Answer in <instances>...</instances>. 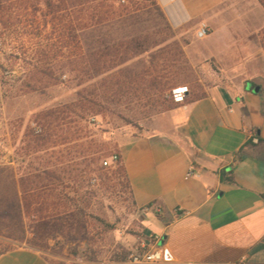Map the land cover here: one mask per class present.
I'll use <instances>...</instances> for the list:
<instances>
[{
  "label": "rangeland",
  "instance_id": "obj_1",
  "mask_svg": "<svg viewBox=\"0 0 264 264\" xmlns=\"http://www.w3.org/2000/svg\"><path fill=\"white\" fill-rule=\"evenodd\" d=\"M136 2L129 25L123 20L117 22L112 35L120 40L149 33L162 41L151 52L162 50L160 64L165 62L164 57L174 59L162 73H168L165 82H179L166 97H172L179 86H187L194 93H207L216 86L237 90L246 80L264 76V8L258 0H225L217 26L209 24L211 31L204 39L195 35L199 23L175 29L177 34L173 36L150 1ZM8 5L13 8L10 46L0 49V65L5 67H0V251L29 245L45 253L51 264H126L133 253L150 246L152 236L148 244L143 211L133 202L130 185L111 157L120 153L126 141L148 132L170 110L160 112L156 94L145 88L119 91L117 86L111 87L110 72L82 85L65 74L64 83L28 91V69L34 64L55 65L51 59L57 51L49 52L48 48V53L34 56L32 41H37L39 49L55 44L64 35L65 23L56 24L52 15H45L43 0H11ZM37 7L42 10L33 14ZM109 31L105 24L103 33L109 35ZM19 40H24L26 51H30L21 60L15 58L11 48ZM176 42L183 45L191 71L184 70L182 60L174 57ZM149 55L133 63L140 66ZM119 71L116 69V73ZM81 90L88 98L100 101L98 111L93 114L70 109L63 113L48 150L27 156L24 146L31 130L41 132L38 114L74 102ZM30 163L68 168L63 175L65 181L53 194L62 196L54 199L57 205L51 210L61 224L54 220L45 229L39 220L21 214L17 170ZM21 219L24 241L10 236L18 233L15 230Z\"/></svg>",
  "mask_w": 264,
  "mask_h": 264
},
{
  "label": "crops",
  "instance_id": "obj_2",
  "mask_svg": "<svg viewBox=\"0 0 264 264\" xmlns=\"http://www.w3.org/2000/svg\"><path fill=\"white\" fill-rule=\"evenodd\" d=\"M158 3L174 29L201 20L215 28L225 0ZM120 156L148 244L160 235L157 264H264V76L179 103ZM0 264L51 262L21 245Z\"/></svg>",
  "mask_w": 264,
  "mask_h": 264
},
{
  "label": "trees",
  "instance_id": "obj_3",
  "mask_svg": "<svg viewBox=\"0 0 264 264\" xmlns=\"http://www.w3.org/2000/svg\"><path fill=\"white\" fill-rule=\"evenodd\" d=\"M9 1L11 0H0V49L10 46L8 31L13 8L12 5H8ZM148 1L151 2V6L160 20L165 23L166 29H169L175 36L177 31L169 23L158 0ZM258 1L264 8V0ZM43 4L46 8L45 15H52L53 22L56 24L65 23L64 35H60V40H57L55 44H49V47L44 46L43 49L36 48L37 41H32L31 51L34 52V56L48 53V48L49 52L55 49L57 51L51 59L56 61L55 65L52 63L51 65H49L50 63L34 64L28 69L29 82L26 83L28 91H37L42 85L64 83L62 77L65 74L73 76L71 79L77 80L79 85H82L97 80L103 74L110 72L112 73L111 87L117 86L119 91L145 88L154 92L157 96L156 105L160 112L174 109L179 105L180 102H175L173 97H166L167 91L177 86L179 82H165L164 79L168 77V73H162L169 68L170 62H173L174 59L164 57L165 62L160 64V58L164 55L162 50L161 53L151 52L162 41L156 40L149 33L132 34L120 40L112 35L113 27L117 22L123 20L124 24L128 23L129 25L133 6L137 4L136 0H43ZM41 10L40 7H37L33 14H37ZM105 24L109 26V35L103 33ZM62 41L63 45H59ZM185 43L187 44V42ZM176 44L177 52L174 57H178V61L182 60L184 70L191 71L192 67L187 60L183 45L180 42H176ZM262 45L264 47V40H262ZM12 46L17 60H21L22 56H26L30 52L26 51L24 40L15 41ZM64 48L69 50L68 53L63 51ZM149 52V59L142 61L140 66L133 63L136 58ZM0 67L5 69L3 65ZM119 68V73H116V69ZM186 82L189 81L186 80ZM190 94V98L184 102L197 100L207 95L205 92L194 93L192 90H190ZM98 106H101L98 99L88 98L84 95V90H81L78 92L77 100L65 107H56L39 113L41 132L36 133L35 129L31 130V135L26 139L24 146L25 154L29 156L38 151L48 150L49 143L56 136L55 130L60 126V123L57 124V122L60 121L63 113L71 109L72 112L81 110L94 114L98 111L96 109ZM117 155L119 157L117 164L129 185L120 153ZM36 158L40 159L39 156ZM239 158H241L240 155L237 160ZM68 171V168L57 169L46 163L38 165L30 163L27 167L21 165L17 170L21 214L39 220L45 229L55 222L58 215L51 210L53 206L57 205L54 203V199L57 197L59 200L62 196L53 194L57 187L65 181L63 175ZM22 219L20 227L15 230L18 233L10 235L11 238L19 241L26 239ZM56 222L61 224L59 221ZM54 226H57V223ZM7 250L9 249L0 251V254Z\"/></svg>",
  "mask_w": 264,
  "mask_h": 264
},
{
  "label": "built area",
  "instance_id": "obj_4",
  "mask_svg": "<svg viewBox=\"0 0 264 264\" xmlns=\"http://www.w3.org/2000/svg\"><path fill=\"white\" fill-rule=\"evenodd\" d=\"M211 31V27L206 20H201L196 28L195 35L198 39L206 38ZM189 89L187 86H179L173 90L172 97L175 102H184L188 97ZM112 162H117L119 157L117 154L111 157ZM105 165H109L108 161H105ZM192 174V172L190 173ZM160 235H152L151 244L149 247H144L142 250L133 253L126 264H157L163 261V253L161 247L157 244Z\"/></svg>",
  "mask_w": 264,
  "mask_h": 264
}]
</instances>
